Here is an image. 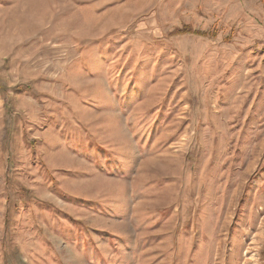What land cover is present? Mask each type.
Here are the masks:
<instances>
[{
  "label": "rangeland",
  "instance_id": "1",
  "mask_svg": "<svg viewBox=\"0 0 264 264\" xmlns=\"http://www.w3.org/2000/svg\"><path fill=\"white\" fill-rule=\"evenodd\" d=\"M0 264H264V0H0Z\"/></svg>",
  "mask_w": 264,
  "mask_h": 264
},
{
  "label": "trees",
  "instance_id": "2",
  "mask_svg": "<svg viewBox=\"0 0 264 264\" xmlns=\"http://www.w3.org/2000/svg\"><path fill=\"white\" fill-rule=\"evenodd\" d=\"M183 30H189V29L184 28ZM183 30H182V31H183ZM180 31H181V30H180ZM193 32H196V31H193Z\"/></svg>",
  "mask_w": 264,
  "mask_h": 264
}]
</instances>
